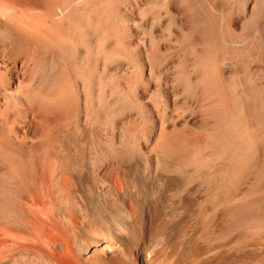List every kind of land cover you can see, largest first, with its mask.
I'll use <instances>...</instances> for the list:
<instances>
[{
  "label": "bare ground",
  "instance_id": "obj_1",
  "mask_svg": "<svg viewBox=\"0 0 264 264\" xmlns=\"http://www.w3.org/2000/svg\"><path fill=\"white\" fill-rule=\"evenodd\" d=\"M0 264H264V0H0Z\"/></svg>",
  "mask_w": 264,
  "mask_h": 264
}]
</instances>
